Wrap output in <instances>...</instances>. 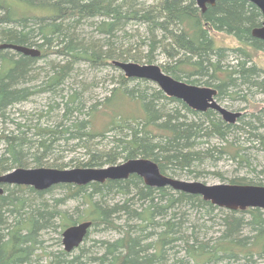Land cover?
Returning <instances> with one entry per match:
<instances>
[{
    "label": "trees",
    "instance_id": "1",
    "mask_svg": "<svg viewBox=\"0 0 264 264\" xmlns=\"http://www.w3.org/2000/svg\"><path fill=\"white\" fill-rule=\"evenodd\" d=\"M262 22L261 10L248 0H216L205 10L196 0H0V43L41 51L33 57L0 49V120L13 124L0 129V173L102 167L141 156L169 176L212 173L228 180L205 168L227 156L245 170L228 183L264 185L258 163L264 109L228 123L217 111L193 110L113 65L154 63L161 55V67L176 79L212 86L218 100L245 99L264 92V68L253 61L255 53H264V41L252 34ZM213 31L233 36L238 46L218 45ZM86 66L96 70L90 81ZM100 86L105 95H97ZM36 95L46 96L40 110L20 108ZM72 148L84 158L59 162ZM12 186L0 194V264L264 261L262 208L219 207L199 194L149 186L136 174L46 190ZM57 190L61 197L53 196ZM68 200L77 202L76 217L61 207ZM83 221L92 225L76 249L46 244V235ZM108 232L115 234L102 235Z\"/></svg>",
    "mask_w": 264,
    "mask_h": 264
},
{
    "label": "water",
    "instance_id": "2",
    "mask_svg": "<svg viewBox=\"0 0 264 264\" xmlns=\"http://www.w3.org/2000/svg\"><path fill=\"white\" fill-rule=\"evenodd\" d=\"M205 10L207 5H215L216 0H196ZM262 12V25L253 29V36L264 41V0H248ZM0 49H11L33 57L41 56L37 47L0 43ZM129 78L145 79L155 83L170 97L182 100L196 111L205 112L208 109L217 111L228 123L237 122L242 116L240 111H232L223 106L217 99L218 90L212 86L190 84L176 79L166 73L156 63H139L134 61H113ZM136 174L152 187L169 186L175 190L191 194H199L205 200L227 209H264V185L219 183L207 184L198 180H183L164 174L158 163L147 157H134L117 164L102 167H17L0 173V194L6 185L31 186L36 190H46L57 184L85 185L91 182L104 183L106 180L127 179ZM92 221H83L70 225L62 232V243L67 252H71L82 244Z\"/></svg>",
    "mask_w": 264,
    "mask_h": 264
},
{
    "label": "rangeland",
    "instance_id": "3",
    "mask_svg": "<svg viewBox=\"0 0 264 264\" xmlns=\"http://www.w3.org/2000/svg\"><path fill=\"white\" fill-rule=\"evenodd\" d=\"M216 42L218 45H225L228 47H236L238 46V41L231 35H228L226 33L223 32H217V31H213L212 32ZM235 58L230 56V59ZM165 61L164 57L159 55L157 61H155L154 63L159 64L161 66V64ZM253 61L256 62L261 68H264V53L263 52H259V53H255L254 57H253ZM46 61L42 60L40 61V65L45 64ZM87 69L86 73V78L90 81L92 80L96 74V70L90 68L89 66L85 67ZM107 72L109 74H117L115 71L111 70V69H104V72ZM102 72L97 73L98 75V79L102 78ZM153 86H156L155 83L152 82ZM197 85H204V84H197ZM206 86V85H205ZM97 91V95L98 96H102L105 95L106 89L105 86H100L96 89ZM223 106L227 107L228 109L232 110V111H240L243 114L242 115H246L249 116L252 112H258L261 109H264V92H256L254 94H249L247 96V98L245 99H239V98H235V99H227V100H218ZM46 102V96L45 95H36L33 96L29 101L24 102L23 104L20 105V108L22 110H25L27 112H37L38 110H40L44 104ZM16 117L20 118V120H22L23 122L26 121V119L19 117L18 113H15ZM19 120V121H20ZM101 122V118L97 119V123ZM0 129H13V124L11 122H6V123H2L0 120ZM1 133V132H0ZM243 141V140H242ZM215 142V141H214ZM4 150V144L0 141V154L3 152ZM82 151H80L79 149H68L66 151H64V156L62 159H59V162H67L68 160L72 159V158H82L83 154L81 153ZM84 158V157H83ZM82 158V159H83ZM124 161L123 159L118 160L117 163H120ZM115 163V164H117ZM258 163L261 166H264V150H261L260 153L258 154ZM29 167H34V166H29ZM65 168H75L74 166H67ZM205 168L212 172V171H219L224 173L225 175L228 176V180L233 177V175H243L245 174V170H239L238 168H236V164L233 163L232 159H229V157H224L221 160L215 162V164H209L206 165ZM208 172V173H210ZM226 176V177H227ZM179 179H183V180H198V181H202L205 182L207 184H219V183H228L227 179H222L219 176L213 175L212 173L207 174V176L205 177H198L197 179H192V177H188L185 175H176L173 176ZM12 186V185H10ZM5 187V186H4ZM13 187V186H12ZM62 191L61 190H57L53 196L54 197H61L62 196ZM52 195H47V198L53 197ZM63 209H67L70 211L71 214L74 215V217L77 216V214L75 213V208L77 207V202L74 200H68L66 202L65 205L61 206ZM84 208V207H83ZM115 233H113L114 235ZM96 234H93L92 236H94ZM103 236H107V237H111L113 236L111 233H103ZM47 237V245L50 246V249H62L64 248V245L62 243V233L58 232V233H54L51 235H46ZM55 238V239H54ZM255 264H264V261L259 260L257 263Z\"/></svg>",
    "mask_w": 264,
    "mask_h": 264
}]
</instances>
